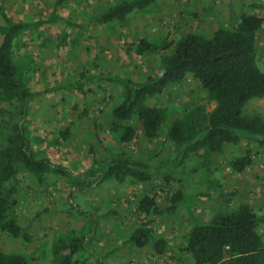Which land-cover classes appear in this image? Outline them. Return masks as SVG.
Wrapping results in <instances>:
<instances>
[{
	"label": "rangeland",
	"instance_id": "obj_1",
	"mask_svg": "<svg viewBox=\"0 0 264 264\" xmlns=\"http://www.w3.org/2000/svg\"><path fill=\"white\" fill-rule=\"evenodd\" d=\"M121 1L0 0V43L10 24H22L13 34L10 55L16 78L32 93L24 101L29 147L35 157L63 169L19 170L12 210L29 238L0 231V252L57 264L59 247L68 252L70 243L81 242L76 264H192L180 248L191 220L208 219L221 207L233 210L241 202L263 218L264 237V142L244 137L220 152L195 144L181 155L165 134L174 119L195 134L206 124L215 101L197 81L187 76L148 99L167 115L158 136L145 137L136 116L130 140L120 139L121 130L111 131L112 109L122 100L121 81L142 82L156 74L161 57L184 33L211 34L254 13L262 18L254 40L262 68L264 0H150L123 20L97 22ZM140 39L156 48L137 53ZM242 112L264 119V95L248 100ZM21 115L16 94L0 91V146ZM247 150L251 162L235 169L231 161ZM117 157L156 166L153 176L142 182L102 178V166ZM179 186L182 197L172 211L148 215L147 244L127 242L143 216L138 200L153 195L164 207ZM157 239L165 243L160 252L154 248Z\"/></svg>",
	"mask_w": 264,
	"mask_h": 264
},
{
	"label": "trees",
	"instance_id": "obj_2",
	"mask_svg": "<svg viewBox=\"0 0 264 264\" xmlns=\"http://www.w3.org/2000/svg\"><path fill=\"white\" fill-rule=\"evenodd\" d=\"M150 0H122L109 7L97 18V22L117 18L123 20L134 9L143 8ZM262 18L254 13L242 14L233 26L219 25L211 34L187 32L170 44V51L161 57L156 74L142 82L122 80V100L112 109V132L121 130L120 139L130 140L135 133L131 123L136 116L143 135L158 136L166 122L164 107L150 104L148 99L160 94L169 84H177L189 76L197 81L207 95L215 101L206 124L197 134L183 127L180 119H174L166 128V136L173 141L177 154H185L194 145L206 151L220 152L225 145L238 144L242 138L264 142V119L242 112L253 97L264 95V66L256 62L255 33ZM22 24H10L0 43V91L16 94L21 106V121L13 126L7 143L0 146V231L17 237L29 238L13 214L12 194L17 190V173L20 169L40 174L53 168L47 158L35 157L24 131V101L32 95L15 76V66L10 52L13 34ZM153 43L140 39L136 51L142 54L154 50ZM23 116V117H22ZM251 162L250 151H245L231 161L232 166L243 169ZM156 166L139 160L112 158L102 166V178L123 180L131 177L142 182L149 180ZM182 197L180 186L171 194L167 205L159 206L153 195L142 196L136 205L142 216L140 224L129 234L127 242L144 246L152 234L149 214L172 211ZM147 217V219H145ZM262 217L250 204L241 202L233 210L221 207L204 220H191L180 245L192 264H264V237L260 231ZM124 241V243L126 242ZM68 252H61L57 264H76L81 242H73ZM165 247L163 239L154 242L156 251ZM0 264H35L20 252H0ZM102 264V263H99Z\"/></svg>",
	"mask_w": 264,
	"mask_h": 264
}]
</instances>
